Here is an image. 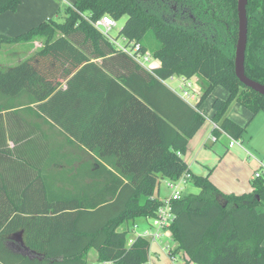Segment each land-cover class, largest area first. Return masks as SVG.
Returning <instances> with one entry per match:
<instances>
[{
    "label": "trees",
    "instance_id": "obj_1",
    "mask_svg": "<svg viewBox=\"0 0 264 264\" xmlns=\"http://www.w3.org/2000/svg\"><path fill=\"white\" fill-rule=\"evenodd\" d=\"M19 2L0 0V13ZM246 12L245 74L264 84V0H248ZM103 16L126 17L118 34L160 66L151 72L118 50L93 24ZM236 37L237 0H74L59 18L0 33V45L42 40L0 68V264H87L90 249L98 262L146 264L150 241L128 244L118 226L155 216L161 180L184 172L199 192L170 202V254L182 253L183 264H264V178L224 192L183 157L215 86L228 96L213 99L210 119L232 138L264 111V96L235 75ZM172 75L199 78L195 107L165 84ZM234 100L251 112L245 125L226 116ZM56 165L70 170L65 189L47 179Z\"/></svg>",
    "mask_w": 264,
    "mask_h": 264
},
{
    "label": "rangeland",
    "instance_id": "obj_2",
    "mask_svg": "<svg viewBox=\"0 0 264 264\" xmlns=\"http://www.w3.org/2000/svg\"><path fill=\"white\" fill-rule=\"evenodd\" d=\"M125 20H126V17H123L117 20L116 25L112 27L110 31L111 36L114 37L118 42H122V37L118 34V31L123 25V23L125 22ZM26 45L27 44L25 43H18L15 45H1L0 46V67L6 68L7 66L15 64L17 57L19 56L17 55V53L18 52L21 53V51H24L25 48L27 47ZM192 80L197 84L196 89H198V85L200 82L199 78H197L196 76H193ZM166 85L172 88H176L177 77L174 76L172 80L168 79L166 81ZM214 88L212 89L213 91H211V93H209L205 97L202 103V107L204 111L206 112L205 113L206 115H209V113L211 112L210 105L215 97L226 98L228 96L227 90L221 85H217ZM235 103H236L235 101L232 102V104L229 106V110L232 109ZM250 115H251V112H250ZM246 122L247 120L244 122V125L246 124ZM207 123H208V120L206 117L203 124H207ZM229 140L230 139L227 136L222 134L220 135L216 143L213 146L211 145L212 147L210 146L212 149H210L209 147L203 148L204 150L202 151V153L195 156L194 160L196 161H192V162L190 161L191 163L189 162V166L191 168L192 173L194 174L205 173L202 166H200L199 164H202L200 163L201 162L200 160H205L204 157H206V158H211V160L209 159L210 160L209 162H211L213 165H209V167H207L205 171L211 172V170L214 169V166H217L214 173H211L210 180L214 178L216 181L219 180L221 184L224 183V180L222 178H224L225 180H230V176H227L229 175V172L226 170V167H225V165H229L228 168L231 166L232 163H229V162H234V161H238L240 163L242 162V164H239L238 167H239L240 175L244 177V179H247L248 177H250L255 171H258L262 173L263 175V172L260 171L261 170L260 164L259 165L256 164L255 160L262 159V162L264 163V111L258 112L256 116L246 125L245 131L239 139L242 141V144L244 147L247 146V143H250L253 145V148H251L250 146L247 147L250 153L252 154V156H247L245 151L241 150L238 147V145L232 148L229 147L228 146ZM223 147H227L228 152H227L225 159L220 161L219 155H222ZM76 152H77L76 150L71 151V153L74 154L75 157L77 156V153H78ZM186 156L190 159L194 158L193 157L194 153L191 154L189 150H187ZM84 157H86V155ZM57 160H60L62 162L64 161V159L61 157H58ZM223 165H224V169L221 168L223 167ZM49 170L51 171L49 175H47V179L48 178L53 179L54 187L59 188V189H65L70 186V183H67L65 179L68 173L70 172L68 167L56 165V166L50 167ZM220 171L222 172V174H220ZM9 172H14V171H9ZM46 173H47V170H46ZM5 174H9V173H5ZM16 174L17 173L15 171L13 175H16ZM8 178L11 179V177H8ZM262 178H264V175ZM12 181H15V183L17 182L14 176L12 177ZM159 186H161L163 191H165L166 193L168 192L164 179L161 180ZM159 186H158V189H159ZM222 186L223 187L219 185L221 189L227 188L226 185H222ZM240 189L241 188L238 187V191H236L237 194H240L242 192L249 190V189H243L240 191ZM222 190L226 192L231 191L227 189H222ZM198 192H199V188L194 185L191 179H189L186 183L181 184V191H180L181 196L187 195L189 193L195 194ZM133 225H136V227L134 228V232L132 231ZM146 228L150 229V231L156 230V226L153 225L151 218L149 217L145 218L143 216H138L134 218L133 220L122 222L118 226L119 230L127 231L128 238L133 236L137 232L144 231ZM167 242L169 243V247L167 249L161 248L159 241L150 242V251H149L148 261L146 264H180L183 262L181 255L177 252L174 254L176 257L174 261H172L169 258L168 253H170L171 251L173 252V249H175V243L173 242V240H170ZM96 259H97L96 250L90 249L89 254L88 253L86 254L87 263L88 264H93V263L98 264L97 263L98 261Z\"/></svg>",
    "mask_w": 264,
    "mask_h": 264
},
{
    "label": "crops",
    "instance_id": "obj_3",
    "mask_svg": "<svg viewBox=\"0 0 264 264\" xmlns=\"http://www.w3.org/2000/svg\"><path fill=\"white\" fill-rule=\"evenodd\" d=\"M19 1L20 2L14 11L8 10V11L0 13V33L10 35V36H15L21 32L28 30L29 28H31L33 26H36L37 24H39L43 20H47L49 18H59L60 9H62L65 5H68V4L70 5L71 3H73L74 0H19ZM22 43L27 44L26 45L27 47L25 48L24 51H21V53L16 52L17 55H19L17 57L16 63L20 62L25 57L31 55L33 52H35L36 50H38L39 48L42 47V40L41 39H35V40H32L31 42H22ZM15 44H18V43L1 44V45H15ZM10 66H12V65H10ZM7 67H9V66H7ZM0 68H5V67H0ZM66 86H67L66 81L62 82L61 88L65 89ZM232 102L230 103V105L232 104ZM211 104H212V102H211ZM201 109L204 113H206L204 111L202 105H201ZM210 110H211V112L209 113V115L205 114L207 117L208 123L203 124L201 126V128L190 138V140L188 142L187 150H189V152L191 154L194 153V156H193L194 158L190 159L186 156V153H187V150H186L183 157L186 160V162L188 163V165H189L190 161L191 162L196 161V160H194L195 156L202 153V151L204 150L203 148L209 147L210 149H212L211 147L216 143V141L215 142L210 141V135L212 132V122H211L210 117L213 113L212 108ZM226 116L228 118H230L231 120H233L234 122L240 124V125H243L246 120L248 122L250 117H251L250 111L247 110L246 108H244L243 106H241L238 102L235 103V105L232 107L231 110H229V107H228V109L226 111ZM50 122H51V120H50ZM52 123L58 128L54 127V129H53L51 127L52 129H50L49 125H47V128H49V130L53 131L54 134L56 136H58V139L65 138V137H63V134H61L60 132L57 131L60 129L59 126H57L54 122H52ZM64 133L66 135H68L66 132H64ZM67 137L74 140V138H72L70 136H67ZM235 146H237V145H233L232 147H235ZM248 146L253 148V145L250 143H247V146H245V147L243 146V144H242V146L238 145V147L241 150L245 151L247 156H252L249 149L247 148ZM189 147H190V149H189ZM215 148H216V146H215ZM227 152H228V148L223 147L222 155H219L220 161L225 159ZM204 159L205 160H200L201 161L200 163H202V164H199V165L202 166L205 173H201L200 175H207L208 174L209 178H210L211 173H214L217 166H214V169L212 168L213 170H211V172H206L205 171L206 168L209 167V165H213V164L211 162H209L211 160V158L204 157ZM255 162H256V164L259 165V162H262V159H257V160H255ZM229 163H232L231 166L228 168L229 165H225V167H226V170L229 172V175H227V176H230V180H225L224 178L221 177L224 180V183H222V184L219 182V180L216 181L214 178H212L211 181L220 190H222V189L231 190V191H227V192L237 193L236 191H238V187L241 188L240 191L243 189H249L248 191H250L252 189L251 183H252V180L254 178L253 174L250 177H248L247 179H244V177H242L240 175V171H239V167H238V165L242 164V162L240 163L238 161H234V162H229ZM221 168L224 169V165ZM189 169L191 170L190 166H189ZM220 174H222L221 171H220ZM163 179L166 180V178H163ZM219 185H221V187H223L222 185H226L227 188L221 189L219 187ZM167 191L168 192L166 193L165 191L162 190L161 186H159L157 194L159 195L160 198H162V197L167 196L169 194L170 191L168 188H167ZM224 192H226V191H224ZM89 251L87 252L88 254H89ZM179 254L182 257V253H179ZM96 257H97V253H96ZM180 264H183V262Z\"/></svg>",
    "mask_w": 264,
    "mask_h": 264
},
{
    "label": "built area",
    "instance_id": "obj_4",
    "mask_svg": "<svg viewBox=\"0 0 264 264\" xmlns=\"http://www.w3.org/2000/svg\"><path fill=\"white\" fill-rule=\"evenodd\" d=\"M94 26L101 30V32L106 35L110 41L116 46L118 50L127 54L136 62H138L145 69L153 72L160 66V62L157 58H155L149 51H142L141 46L138 42L128 41L126 38L122 37V42H118L114 37L111 36L110 31L112 27L116 25V21L112 19L110 16H103L102 18L93 22ZM174 76L177 77V86L176 88L170 87L179 97H181L184 101H186L191 106L195 107L196 102L198 101L199 95L201 93L200 85H198V89H196L197 84L191 78L184 77L181 75H172L168 79H173ZM167 79V80H168ZM165 80V84L166 81ZM169 87V86H168ZM198 109V108H196ZM204 113V112H203ZM205 115V113H204ZM206 117V115H205ZM212 122V132L210 135V141H217V136L213 133V130H218L221 135L227 136L230 140L228 141V146L232 147L233 145L242 146V141L239 139L232 138L227 132H225L217 123ZM260 168L264 175V163L259 162ZM262 173L255 171L253 173L254 178H262ZM191 177L190 172H184L178 179H166L165 185L169 189V194L161 198L162 204L158 207L155 216L151 217L152 223L156 226L155 231H150V229L146 228L142 232H137L133 236L128 238V244L132 243L133 240L137 237H144L149 241H159L161 248L167 249L169 247V243L167 241L172 240V235L170 231V225L174 220V213L171 209V200L180 198L181 196V184L186 183ZM150 218V217H149ZM136 225H133L132 231L134 232V228ZM150 241V242H151ZM169 258L174 261L176 259L175 256L168 253ZM98 264H112L111 261H103L97 262Z\"/></svg>",
    "mask_w": 264,
    "mask_h": 264
},
{
    "label": "water",
    "instance_id": "obj_5",
    "mask_svg": "<svg viewBox=\"0 0 264 264\" xmlns=\"http://www.w3.org/2000/svg\"><path fill=\"white\" fill-rule=\"evenodd\" d=\"M247 1L248 0H237V37L234 51V70L236 77L243 85L264 96V84L248 77L244 69L248 31L246 12ZM12 238L22 243L21 232L14 234Z\"/></svg>",
    "mask_w": 264,
    "mask_h": 264
}]
</instances>
